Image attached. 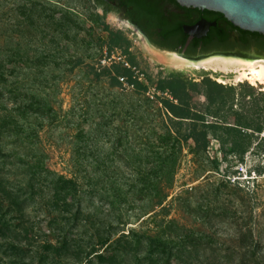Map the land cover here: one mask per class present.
<instances>
[{"label":"rangeland","instance_id":"1","mask_svg":"<svg viewBox=\"0 0 264 264\" xmlns=\"http://www.w3.org/2000/svg\"><path fill=\"white\" fill-rule=\"evenodd\" d=\"M55 10L70 13L80 28L57 27ZM98 17L124 36L127 51L105 46L110 36L94 30ZM244 51L264 53L255 45ZM163 53L89 0H0V177L15 198L12 205L0 191V218L9 226L0 234V264H89L105 241L123 234L131 233L121 252L133 233L171 239L182 230L203 242L174 264H264V131L243 155L230 152L222 132H209L205 149L197 134L195 147L182 142L173 174L152 177V191L143 182L163 153L164 126L183 141L191 131L190 122L169 119L149 78L181 71L199 81L207 73L252 86L254 95L238 97L235 110L263 127L264 87L236 70L162 64ZM115 66L132 67L149 93L113 86ZM35 99L42 111H24ZM196 109L205 112L203 99ZM56 176L74 181L61 197ZM142 254H122L116 263L138 264Z\"/></svg>","mask_w":264,"mask_h":264},{"label":"trees","instance_id":"2","mask_svg":"<svg viewBox=\"0 0 264 264\" xmlns=\"http://www.w3.org/2000/svg\"><path fill=\"white\" fill-rule=\"evenodd\" d=\"M179 11V19L174 25V30L163 28L160 40L155 44L159 49L173 51L184 54L188 57H197L201 54H207L211 51L231 49L234 46L231 43V37L238 35L239 45L245 50L251 45H255L264 52V36L258 33L242 31L234 27L222 14L211 12L208 10H199L181 7L175 0H171ZM55 14H59L60 21L56 26L60 29L64 27L80 28V25L73 19V16L61 10H55ZM195 17L194 20H191ZM53 21L56 16H52ZM205 19L210 22L216 21L217 26L212 27L208 36L202 39H191L183 31L185 23H193L197 20ZM94 30L102 31L109 34V39L105 42V46L112 49H124L127 51L129 42L122 34L114 33L110 26L103 22L101 17L95 20ZM92 32V31H91ZM126 45V46H125ZM132 67H136L134 59L129 60ZM127 67L115 66V72L111 76V84L121 87L120 77H126L130 85H134V90L149 93V86H144L140 82L135 71ZM3 65L0 64V80L4 81ZM153 90V98L162 105L171 121L190 122V134L184 137V141L178 139L169 127L164 126L163 134L159 135L160 149L163 153L157 152L155 162L157 166L143 176V182L146 184L147 190L156 189L157 185L152 183V177L160 179L167 175L173 174V168L177 164V154L181 150L182 142L186 145L197 144L195 139L199 134L202 140V149L207 148L208 134L217 135L219 132L228 136L227 143L231 144L230 152H237L243 155L252 146V138L255 134H261L264 127L260 122H256L246 113L235 110V101L238 97H252L256 89L254 87H246L244 84L239 86L226 85L213 79L207 73L200 74L199 81L188 77L185 72L168 71L166 76H159L157 79L149 78ZM155 86V87H154ZM263 93V92H261ZM264 95V94H263ZM200 99L206 103L205 112L196 109ZM37 102L23 105L24 111H32L40 113L42 110L39 100ZM26 107V108H25ZM13 120V118H12ZM8 118L5 119L8 125ZM201 125V126H199ZM198 127H201L199 129ZM264 142V141H263ZM3 153V152H0ZM54 184L57 188L56 194L60 197L65 190H69L74 185V181L64 176H56ZM0 191L3 193L4 199L14 204V194L3 185L0 177ZM17 203V202H15ZM9 230V226L0 218V234L4 235ZM131 235V233H130ZM123 234L122 238L115 243L105 241L102 244V250L96 251L94 257L89 264H117V260L123 255H134L138 260L140 254L144 255L138 264H174V262L185 263V258L191 255L203 238H198L191 231L182 230L175 238H164L163 236H135L132 242H125L129 247L124 252L119 251L123 238L129 239ZM247 236L243 237V241ZM119 245V246H118ZM255 256V252L253 253ZM88 264V263H87ZM244 264V263H242Z\"/></svg>","mask_w":264,"mask_h":264},{"label":"flooded vegetation","instance_id":"3","mask_svg":"<svg viewBox=\"0 0 264 264\" xmlns=\"http://www.w3.org/2000/svg\"><path fill=\"white\" fill-rule=\"evenodd\" d=\"M89 1H91L95 9L101 10L103 13L106 14H112L113 16L119 18L120 20L129 23L137 31L141 32L149 40V42H151L157 49H159V47L155 43L158 42V40H160L162 29L170 28V30H174L173 27L179 19V11H177V7L171 0H89ZM194 19L195 17L191 18V20ZM201 20H205V19H200L197 20L196 22L189 24L185 23L183 26V31L185 26H194ZM211 23H216V21ZM190 38L194 39L193 37ZM239 40L240 38L238 35H233L231 37V43L234 46L233 48L226 50L211 51L210 53L201 54L197 57L208 56L211 54L219 53V54H227L238 58H247V59H250L252 57L264 58V53L258 55H250L246 53L244 51L245 49L241 45H239L240 44ZM162 51H166V50H162Z\"/></svg>","mask_w":264,"mask_h":264},{"label":"water","instance_id":"4","mask_svg":"<svg viewBox=\"0 0 264 264\" xmlns=\"http://www.w3.org/2000/svg\"><path fill=\"white\" fill-rule=\"evenodd\" d=\"M181 7L208 10L222 14L234 27L264 36V0H175ZM216 23L201 20L194 26H185L184 31L190 37L201 39L207 36L210 28ZM188 61H199L212 56H230L227 54H211L201 57H187L173 51H165ZM250 59L257 60L259 57Z\"/></svg>","mask_w":264,"mask_h":264},{"label":"bare ground","instance_id":"5","mask_svg":"<svg viewBox=\"0 0 264 264\" xmlns=\"http://www.w3.org/2000/svg\"><path fill=\"white\" fill-rule=\"evenodd\" d=\"M157 59L162 64L174 68H210L211 70L221 71L223 73H229L231 70H236L239 79L248 81L254 86L261 84L264 87V63H262V61L219 55L199 61H188L170 53L158 54Z\"/></svg>","mask_w":264,"mask_h":264},{"label":"built area","instance_id":"6","mask_svg":"<svg viewBox=\"0 0 264 264\" xmlns=\"http://www.w3.org/2000/svg\"><path fill=\"white\" fill-rule=\"evenodd\" d=\"M128 66V64H126ZM120 83L122 84V88H125L127 90H133L134 89V85H130L128 83V80L126 77H120L119 78ZM153 97V96H152Z\"/></svg>","mask_w":264,"mask_h":264}]
</instances>
